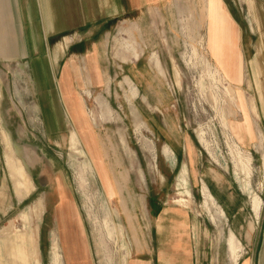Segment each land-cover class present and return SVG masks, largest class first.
I'll return each instance as SVG.
<instances>
[{"label": "rangeland", "instance_id": "obj_1", "mask_svg": "<svg viewBox=\"0 0 264 264\" xmlns=\"http://www.w3.org/2000/svg\"><path fill=\"white\" fill-rule=\"evenodd\" d=\"M239 1H234L237 9L233 14L237 18V12L242 16L247 12ZM232 2L223 0L228 6ZM168 4L173 10L170 18L160 13L149 16L143 27L126 18L114 23L109 37L99 40L108 42L106 49L99 50L102 62L91 66L98 67V81L89 84L81 81V75L73 76L77 81L72 83V92L87 114L119 187V194L111 200L88 154H83V143L80 146L76 138L70 148L69 132L72 136L73 131L80 133L79 129L69 126V132L49 135L51 131L45 127L40 109L31 102L38 93L32 66L35 56L0 58V240L7 235L12 238L31 233L33 264L73 263L61 244L56 210L45 211L44 194H32L34 185L27 173V162H37L49 185L59 186L71 198L75 233H80L85 244L81 258L75 256V264H130L147 254L154 264H170V253L165 251L177 236L174 233L184 232L180 224L183 222L192 264H237L246 245L252 264H264V106L260 96L264 75L259 70L258 79L252 69L257 63L258 29L250 17L245 21L241 16L244 77L237 84L224 79L205 51V0H172ZM254 4L259 18L264 20V0H254ZM222 11L225 14L223 6ZM74 35L75 31L67 33L58 43L63 38L72 40ZM122 38L129 39L138 57L125 53L117 43ZM208 47L213 48L209 34ZM41 52L39 59H55L54 49L51 54L47 49ZM153 53L162 73L150 62ZM65 57L53 65V71L49 65L40 67L46 76L52 71L58 77L61 68L71 61L70 56ZM82 59L78 58L79 68L84 67ZM123 77L137 89L131 102L127 100L129 88ZM237 91L252 106L257 123L253 125L254 135L245 105L240 108L237 103L240 100L242 104ZM99 98L110 109L107 117L98 107ZM132 108L145 124L139 133L134 128ZM90 113L96 121H91ZM61 116L68 121L64 112ZM2 125L18 136L15 140L23 137L26 142L8 149L7 156ZM21 129L31 137L27 132L21 134ZM141 139L151 141L154 151L145 152ZM164 147L169 149L168 157L163 154ZM20 156L25 157V167ZM183 163L188 165V173ZM26 188L30 196L20 203ZM53 194L57 200V193ZM39 201L42 209L37 206ZM161 222H165L164 232L171 234L163 246L155 235ZM194 222L201 236L204 230L208 232L206 241L201 240V255L195 253ZM158 251L163 253L160 262ZM0 264H22V260L17 252L6 253L1 247ZM23 264H27L25 259Z\"/></svg>", "mask_w": 264, "mask_h": 264}, {"label": "crops", "instance_id": "obj_2", "mask_svg": "<svg viewBox=\"0 0 264 264\" xmlns=\"http://www.w3.org/2000/svg\"><path fill=\"white\" fill-rule=\"evenodd\" d=\"M169 1L172 0H0V58L10 60L25 56H35L36 59H34V64H32V66L34 69V82L38 93L36 94L35 100L33 99L31 102L35 103L36 107L40 109L43 123L45 127L51 131L49 135L69 132L67 129L69 126L72 128L75 126L79 129L80 133L73 131L72 136H70L69 132L68 142L70 148L74 147L76 138V140H79L80 146L81 142L83 143L85 147L83 154H88L87 159L89 157L90 160H88L91 162L95 174L100 180L103 191L109 200L117 197L116 194L120 192L119 187L112 174V170L109 169L104 159L106 154L102 151L99 140L91 128L87 114L72 92V83H76L77 81L73 76L74 74L75 76L76 74L79 76L81 75L82 80H80L89 84L92 81H98L100 79L98 67L92 69L91 66L98 65L102 62V56L99 50L106 49L108 42L105 41V44L99 40L102 41L109 37L114 23H120L126 18L128 20H135V23L138 24L139 27H143L146 26V19L149 18V16L163 15L166 18H170L172 17L173 10L170 7L171 4H168ZM232 1V6H228L221 0L220 6L218 0H205V33L202 41L207 55L213 61L211 64L221 71L224 79L240 84L244 77V64L242 60L244 59L245 49L244 32L242 29L244 22L242 17H244L245 21H248V17H250V19H252L251 22L253 21L252 25L255 24L259 32L256 44L257 63L252 67L258 79L260 78L259 70L261 75H264V20L259 18L257 9H255L256 5L254 4V0H240L242 4L237 0L239 1L238 4H241V7L245 5L247 12H245L244 16L237 12L238 18L235 17L233 12L234 10L236 11L237 8L234 4L235 0ZM222 6L225 14L222 11ZM240 9L242 10V8ZM249 11L252 13L251 15ZM248 25L251 26L250 23ZM73 31H75V35L72 40L70 39L67 41L63 38L62 41L58 43L61 37H66L65 35L67 33ZM127 31L128 30L125 32L128 33ZM208 34L213 48L208 47ZM117 43L120 44L127 55L133 54L134 57H138V53L129 39L122 38L121 41ZM51 48L54 49V60L49 59L48 61H43L39 59L42 49H47L48 53L51 54ZM65 55L70 56L71 61L67 63L66 67H64V65L61 68L58 77L56 75L54 77V75H52L53 65L60 64L61 59H63V57L64 59L66 58ZM83 56L84 59H82ZM78 58L83 60L82 64L84 67L82 66L79 68L78 65L81 61L78 60ZM73 60H75V62ZM150 62L162 73L158 57L155 53L152 54ZM44 64L49 65V70H52L47 76L44 69L40 67L42 66L44 68ZM62 64L65 63L63 62ZM68 65L69 68L67 69ZM121 69L122 71L124 70L122 67ZM123 78L124 85L129 88L127 100L131 102L137 95V89L129 78ZM135 79L136 78H134V81ZM137 86L138 92L141 94V90L139 89L141 84ZM260 87L261 101L264 106V88L261 84ZM238 93V91L235 92L238 98L241 97L242 104L240 100L237 103L240 108L243 104L245 105L248 113V121H250L252 134L254 135L253 125H257V123L255 122L251 110L252 106L248 103V100L244 98L243 94H240L242 92ZM97 104L98 107L103 110L102 116L107 117L110 114L107 103L99 98ZM255 110L257 112V108H255ZM62 111L66 114V120L68 119V121H65L64 116L60 117L61 113H63ZM90 114L91 121H96L95 115L93 113ZM131 114L135 131L139 133L141 128L145 127V124L133 108L131 109ZM67 122H69V125L66 124ZM1 127L3 131V135L1 134V136L4 143V156H7L8 149L14 150L15 146L19 144L26 145L23 137L15 140V137L18 136L15 134L14 137L13 132L8 126L2 125ZM26 132V130L21 129V134H26ZM27 133L31 137V134L29 132ZM32 137H34V135H32ZM141 146L145 152L151 151V149L154 151L151 141L147 139H141ZM163 154L166 155V157L169 156V149L167 147L163 148ZM18 158L22 163L25 160L24 156ZM195 160L196 159H194V161ZM27 164V173L34 185L32 194L37 191L44 194L46 200L45 211L50 209L53 212L56 210L57 214L55 219L56 223H58L57 230H60L62 247L67 256L70 257V262L75 264V256H78V258L76 257L77 259L81 258L80 251L83 250V255L85 244L84 238L80 236V233H75L74 228L76 225H74V222L76 223V219L69 208L71 207V198L65 190L62 188L60 190L59 186L55 188L53 185H49L48 181L43 177V169L39 167L37 162H27ZM183 164L188 173V165L186 163ZM5 169L7 172V168ZM197 176L200 175L198 174ZM214 179L216 180V177L212 179L215 183V191H218L220 187L216 186L217 183ZM26 189L27 190H22L20 200H24L20 201V203H24L30 196L28 188ZM55 192L57 193V200H54L55 197L53 193ZM37 206L42 209V202L39 201ZM114 212L119 214L117 210ZM126 220L127 218H125V221ZM45 222L46 220H44V218L41 219L43 227L46 224ZM164 223L161 222L158 224V229L155 233L159 239V243L161 242L160 246H163L164 240H167L166 238L171 235L170 232H164ZM180 224L182 230L186 232V224H184V222ZM184 232L174 233V235L177 234V236H174L172 242L170 240L171 245L170 249H168L169 251H165L170 253V264H192L193 262V258H191L190 253L186 250L187 239ZM205 234H208L206 230H204L202 233L203 236H201V232L198 231L196 223L194 222L192 237L195 253L197 255L203 254L200 248L203 246H201L202 238L203 241H206ZM120 235L123 237L121 231ZM1 247L6 253H9V251L12 253L17 252L20 255L22 264L24 259L27 264H30V261L31 264H33V252L35 248L34 238L31 233L12 238H8L7 235L3 240H0V249ZM209 247L210 245L208 242V250ZM247 248L246 245L237 264H244L245 261H247L248 264H252V257L248 256ZM161 254L163 253L160 251L156 254L159 262L162 256ZM147 255L140 260H131L130 264H154V259Z\"/></svg>", "mask_w": 264, "mask_h": 264}, {"label": "bare ground", "instance_id": "obj_3", "mask_svg": "<svg viewBox=\"0 0 264 264\" xmlns=\"http://www.w3.org/2000/svg\"><path fill=\"white\" fill-rule=\"evenodd\" d=\"M18 163V162H17ZM20 169V168H19Z\"/></svg>", "mask_w": 264, "mask_h": 264}]
</instances>
